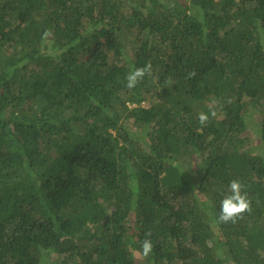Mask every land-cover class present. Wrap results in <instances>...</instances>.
Segmentation results:
<instances>
[{"label": "trees", "instance_id": "16d2710c", "mask_svg": "<svg viewBox=\"0 0 264 264\" xmlns=\"http://www.w3.org/2000/svg\"><path fill=\"white\" fill-rule=\"evenodd\" d=\"M135 251L264 264V0H0V264Z\"/></svg>", "mask_w": 264, "mask_h": 264}, {"label": "clouds", "instance_id": "9594fccd", "mask_svg": "<svg viewBox=\"0 0 264 264\" xmlns=\"http://www.w3.org/2000/svg\"><path fill=\"white\" fill-rule=\"evenodd\" d=\"M50 35L49 32L43 34L44 38ZM152 66L150 63L143 67H136L131 70L125 77L126 87L133 89L145 77L150 75ZM195 71L189 73V77L195 76ZM215 116V111L210 113ZM198 120L201 125H205L209 121V113L201 112L198 114ZM251 211V201L248 194L244 191V185L239 179H232L228 184V194L224 195L220 201V212L216 218L217 223H235L238 218H242L245 212ZM146 238L141 242V258H148L153 252L154 245L152 243L151 232L145 233Z\"/></svg>", "mask_w": 264, "mask_h": 264}, {"label": "rangeland", "instance_id": "374dc122", "mask_svg": "<svg viewBox=\"0 0 264 264\" xmlns=\"http://www.w3.org/2000/svg\"><path fill=\"white\" fill-rule=\"evenodd\" d=\"M145 104H148V101H143ZM195 167V166H194ZM194 169H198L197 167H195ZM137 250V249H136ZM138 254L136 253V251H135V257L137 258V260H139V262L141 263V264H144V263H142L141 261H140V259H139V255L137 256Z\"/></svg>", "mask_w": 264, "mask_h": 264}]
</instances>
